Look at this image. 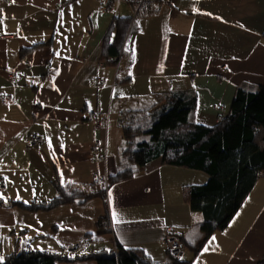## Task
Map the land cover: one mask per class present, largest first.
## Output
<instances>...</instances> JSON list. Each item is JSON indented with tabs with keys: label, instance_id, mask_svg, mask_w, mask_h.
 Returning <instances> with one entry per match:
<instances>
[{
	"label": "crops",
	"instance_id": "crops-1",
	"mask_svg": "<svg viewBox=\"0 0 264 264\" xmlns=\"http://www.w3.org/2000/svg\"><path fill=\"white\" fill-rule=\"evenodd\" d=\"M107 1L0 0V32L14 36L0 38V260L23 250L64 253L74 245L86 252L89 241L105 240L97 223L107 209L112 244L141 248L158 262L171 258L168 237L194 245L204 238L203 216L183 195L186 185L200 183L190 169L162 159L113 186L107 204L95 199L50 211L20 204L55 199L56 182L104 187L98 177L108 183L117 173L125 111L149 110L166 93L187 92L197 95L193 120L211 126L228 115L240 87L257 91L264 84V0H163L155 14L136 21L122 59L130 70L122 74L120 63L102 60L103 41L114 19L132 12L123 13V5L108 9ZM100 78L105 86L98 90ZM97 114L110 123L95 134ZM27 134H41L45 142L28 145ZM97 137L105 158L95 153ZM263 258L264 175L195 264H259Z\"/></svg>",
	"mask_w": 264,
	"mask_h": 264
},
{
	"label": "trees",
	"instance_id": "trees-1",
	"mask_svg": "<svg viewBox=\"0 0 264 264\" xmlns=\"http://www.w3.org/2000/svg\"><path fill=\"white\" fill-rule=\"evenodd\" d=\"M132 6L129 16H117L103 41L102 60L120 63V72L130 70L122 61L125 45L141 17L155 14L163 0H126ZM116 0H108V9ZM31 49L23 50L26 54ZM125 51V54H124ZM130 76L126 78L129 79ZM197 95L169 92L149 110H129L122 114L120 126L125 145L119 156L117 173L102 187L63 186L56 182L58 196L47 203H20L29 211L53 210L64 204H85L105 200L109 190L133 179L146 166L158 159L164 164L204 172L205 184H190L183 189L185 201L193 212L202 214L204 238L192 244L181 238L192 256L170 258L169 262L153 260L141 248H126L118 241L111 249L69 255L23 250L0 260V264H62L94 261L97 264H195L207 241L225 231L264 175V84L257 91L240 87L230 112L215 125L195 122ZM148 137V140L143 138ZM98 235L113 233L108 209L97 223ZM91 236H87L90 238ZM259 264H264V258Z\"/></svg>",
	"mask_w": 264,
	"mask_h": 264
},
{
	"label": "built area",
	"instance_id": "built-area-1",
	"mask_svg": "<svg viewBox=\"0 0 264 264\" xmlns=\"http://www.w3.org/2000/svg\"><path fill=\"white\" fill-rule=\"evenodd\" d=\"M108 3V1H107ZM14 36H6L1 34L0 32V38H13ZM100 66L104 67V63L101 62ZM94 85L98 90H101L105 86V80L104 79H97L94 82ZM93 132L98 134V132H101L102 130H107L109 123H110V117L108 115L106 116H100V115H94L93 118ZM26 143L28 145H40L45 142V137L41 134H27L25 137ZM95 145V153L100 158H105L107 151L105 145H103V141H101L98 137L94 141ZM107 177L99 176L98 181L101 184H107ZM165 245L167 247L168 254L172 258H184L187 256L188 248L184 241L177 239L175 237H168L165 240ZM79 249V247H76Z\"/></svg>",
	"mask_w": 264,
	"mask_h": 264
},
{
	"label": "rangeland",
	"instance_id": "rangeland-1",
	"mask_svg": "<svg viewBox=\"0 0 264 264\" xmlns=\"http://www.w3.org/2000/svg\"><path fill=\"white\" fill-rule=\"evenodd\" d=\"M119 5H123V9H124L123 13H125V12H130L131 13L133 11L132 6L126 0H116V2L114 4V7L116 6V10H119ZM131 14H133V13H131ZM134 15H131V16L133 17ZM141 18H143V17H141ZM143 139L148 140V137H145ZM124 145H125V142L123 141V146ZM190 172H191L190 174L192 175L191 179L193 180V182L200 183V184H205L207 182L208 176H207L206 173L200 172V171H196V170H191ZM206 178H207V180H206ZM104 238H105V240H103V241L102 240H97L96 242H93L95 240L89 241V244H91L92 246L90 247V249L88 248L89 251L87 250L86 252L88 253L91 250H102V249H105V248H109L111 245H112V247L115 246V243L112 244V242L110 241V236L109 235L105 236ZM98 241H100V242H98ZM83 245H85V242H84ZM76 247H79V245H74L72 247H67L63 251L64 253H57V254L69 255V253H72V254L82 255V254L86 253L85 251H81V253H79V249H77ZM169 261H171V259H169Z\"/></svg>",
	"mask_w": 264,
	"mask_h": 264
},
{
	"label": "snow or ice",
	"instance_id": "snow-or-ice-1",
	"mask_svg": "<svg viewBox=\"0 0 264 264\" xmlns=\"http://www.w3.org/2000/svg\"><path fill=\"white\" fill-rule=\"evenodd\" d=\"M13 2H15V0H13ZM0 12H2V10H0ZM0 198H2V197H0ZM214 239V238H213ZM205 251H207V249H205Z\"/></svg>",
	"mask_w": 264,
	"mask_h": 264
}]
</instances>
